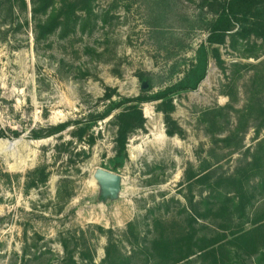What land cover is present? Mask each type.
<instances>
[{
    "label": "rangeland",
    "instance_id": "374dc122",
    "mask_svg": "<svg viewBox=\"0 0 264 264\" xmlns=\"http://www.w3.org/2000/svg\"><path fill=\"white\" fill-rule=\"evenodd\" d=\"M26 1L19 28L7 4L0 12V264H64L71 257L102 264L110 246L114 256L131 257L138 237L151 247L158 232L179 236L195 212L206 216L192 224L197 238L209 240L204 249H218L217 259L197 255L184 264H223L221 246L230 251L226 264H264V229L253 233L248 250L228 242L264 223L254 224L264 221V191L249 220L228 227L225 218L237 212L232 204L222 210V196L237 194L230 179L253 187L261 180L256 168L264 170V30L235 45L229 38L210 57L199 89L176 96L173 110L142 105L146 125L129 140L121 191L103 198L93 175L111 170L119 112L93 129L92 151L86 138L68 154L58 150L73 140V127L41 140L34 133L104 113L109 90L114 100L136 98L180 82L207 43L221 10L216 1L225 0H95L85 31L56 34L39 48ZM77 14L85 16L83 5ZM141 77H149L150 92Z\"/></svg>",
    "mask_w": 264,
    "mask_h": 264
},
{
    "label": "trees",
    "instance_id": "16d2710c",
    "mask_svg": "<svg viewBox=\"0 0 264 264\" xmlns=\"http://www.w3.org/2000/svg\"><path fill=\"white\" fill-rule=\"evenodd\" d=\"M6 1V2H5ZM95 0H84L80 2L79 0H31V12L32 23H33V33L35 39V45L37 48L46 44L51 37L56 34L60 36H67L72 30L80 27L82 31H85L88 22L94 17L93 13V3ZM220 6L221 10L215 23L212 25L209 37L206 44H203L197 53L196 63L192 66V69L188 72L184 79H182L177 84L170 86L164 90L154 93L150 96H139L136 98H122L119 97L118 100H114L116 92L109 90L106 95L105 100L109 102L108 107L102 114H98L96 117L84 121L67 122L56 127L51 128L46 135L35 132L33 138L35 140L46 139L61 135L66 132L71 127L74 128L72 133V141L68 144H62L59 146L58 150L65 154L70 153V148L74 145V142H83L92 149L95 147L97 139L92 133L93 129L97 127L98 123L110 118L116 112L114 119L117 123V154L115 158L110 163V171L113 173H119L120 170L124 169L127 161L129 160L128 145L130 138L135 135L139 130H144L146 125V119L144 118L142 105L147 103H160L162 107L167 110H173V102L176 96L195 92L199 89L201 84L205 81L210 64L211 56H218L220 53V47L224 46L229 38L233 41V44L237 43L239 40L249 39L255 30H264V0H225L224 2L216 1ZM9 6L10 17L13 18V24H16L17 28L21 27L17 16L21 14L28 13L29 6L26 0H0V12H2L5 5ZM83 5L85 10V16H79L77 11L79 7ZM26 24L29 25L28 22ZM238 28L237 32H234ZM141 80L149 81V92L153 89L152 82H150L149 77H141ZM167 110V111H168ZM169 119V118H168ZM13 135L18 136L17 133L12 132ZM0 137L4 138L5 133L0 131ZM86 155V151H82ZM261 161V158L259 159ZM254 164L258 162L254 159ZM256 166V165H255ZM256 168V167H255ZM256 175H260L261 180L255 184L253 187H246L242 181L237 179H230L231 183L236 186L237 194L233 197L230 195L222 196L223 206L222 210L227 211L229 204H232L235 211V215H229L225 220L229 223L228 227L234 222H240L246 218L249 220L247 211L250 206L253 205L255 195L259 191H264V170L262 168H256ZM209 175L203 177L208 179ZM218 184V183H215ZM215 192V187L210 186ZM249 188V189H246ZM215 198V197H214ZM212 197H207L204 202L207 206H212L210 200ZM217 199V198H216ZM216 207V205H215ZM221 212L225 215L227 213ZM195 212V211H194ZM199 219H206L205 215H199L197 212L190 215L189 224L190 229L185 230L179 236L170 238L167 236L165 231L158 232V238L155 239L151 247L142 246L139 244L138 237L136 239V249L133 251V256L124 257L119 254L117 257L114 256L112 247L107 249V257L102 264H162L167 259H171V264H184L192 260L194 256H201V258H206L208 256L214 255L217 259L218 249H215L212 245L207 249H204L203 244L207 243L208 239L197 238V232L192 226L194 222L197 223ZM262 219V218H261ZM260 220V219H258ZM262 223L263 220L257 221ZM160 224L162 222H159ZM258 227L250 231H239L237 236L234 237L229 243H235L239 245L241 250H248L251 245L254 246L256 238L253 233L261 231L264 229V223L258 224ZM227 230V229H223ZM104 232L103 229H101ZM250 235H253L250 239ZM218 243H224L225 239H217ZM217 244V243H215ZM212 248V249H211ZM210 249L209 251H206ZM198 250V251H195ZM204 252V253H203ZM224 252L230 253L227 246H221L219 253L223 255V264H226ZM143 257L144 261L140 263L136 260ZM207 260V259H205ZM87 264H95L92 258ZM221 264L220 260H218ZM217 261V262H218ZM64 264H79L75 258H67Z\"/></svg>",
    "mask_w": 264,
    "mask_h": 264
},
{
    "label": "water",
    "instance_id": "95a60500",
    "mask_svg": "<svg viewBox=\"0 0 264 264\" xmlns=\"http://www.w3.org/2000/svg\"><path fill=\"white\" fill-rule=\"evenodd\" d=\"M148 86L145 85L144 89ZM11 144L9 148H13ZM94 181L101 187L103 198H117L122 186V177L117 173H113L104 169H97L93 175Z\"/></svg>",
    "mask_w": 264,
    "mask_h": 264
},
{
    "label": "bare ground",
    "instance_id": "6f19581e",
    "mask_svg": "<svg viewBox=\"0 0 264 264\" xmlns=\"http://www.w3.org/2000/svg\"><path fill=\"white\" fill-rule=\"evenodd\" d=\"M93 182H95L94 179H93ZM95 183H96V182H95ZM96 184H97V183H96Z\"/></svg>",
    "mask_w": 264,
    "mask_h": 264
}]
</instances>
